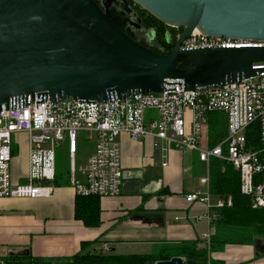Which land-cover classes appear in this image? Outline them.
Returning a JSON list of instances; mask_svg holds the SVG:
<instances>
[{"label":"water","instance_id":"1","mask_svg":"<svg viewBox=\"0 0 264 264\" xmlns=\"http://www.w3.org/2000/svg\"><path fill=\"white\" fill-rule=\"evenodd\" d=\"M130 1L163 25L183 30L168 53L155 54L133 41L123 29V14L104 11L95 0H0V108L25 107L29 98L122 100L160 94L171 82L185 90L221 87L261 73L253 65L264 63V47H180L194 30L264 43V0ZM184 58L188 69L178 67ZM254 248L264 252L259 240Z\"/></svg>","mask_w":264,"mask_h":264},{"label":"built area","instance_id":"2","mask_svg":"<svg viewBox=\"0 0 264 264\" xmlns=\"http://www.w3.org/2000/svg\"><path fill=\"white\" fill-rule=\"evenodd\" d=\"M261 48L264 43L208 37L193 32L180 49ZM261 71L256 77L221 87L185 90L171 82L160 94L134 95L122 100L84 102L48 98L28 101L25 107L0 108V199H43L52 192L56 172V154L62 147L67 153L68 183L76 196L116 198L123 184L118 138L133 141L151 139L177 150L195 152L206 166L199 180L203 191L185 196L188 204L201 203L211 208L230 206L216 199L211 206L208 166L218 160L230 164L239 177V191L250 199L252 209H264V63L253 65ZM225 116L226 135L214 146L203 145L208 116ZM247 133L252 135L248 142ZM28 139V173L24 183H13L10 173L13 137ZM93 141L92 153L78 165V140ZM165 167V164L162 165ZM82 180L78 181L77 177ZM208 215L207 219H210ZM211 234L203 236L208 250ZM110 250L103 247L100 253ZM210 252L206 264H210ZM0 264L4 262L0 259Z\"/></svg>","mask_w":264,"mask_h":264},{"label":"crops","instance_id":"3","mask_svg":"<svg viewBox=\"0 0 264 264\" xmlns=\"http://www.w3.org/2000/svg\"><path fill=\"white\" fill-rule=\"evenodd\" d=\"M209 118L204 132L207 140L202 146H210ZM118 143L123 184L118 197L98 199L100 224L96 228H85L74 218L76 194L63 174L66 150V166L57 165V185H52L50 197L0 199V259L4 264L24 258H68L78 253L84 242H96L91 251L100 253L107 247L116 255H144L138 252L143 246L150 254L159 244L184 241L204 248L203 236L213 233L212 218L207 219L212 217L213 208L207 211L201 203L184 201L186 195L204 189L199 180L207 169L196 153L163 142L154 145L148 138L133 141L123 135ZM11 150L12 181L24 183L28 173L27 136H14ZM80 154L78 149L76 161L83 165L90 155L83 158ZM77 180L82 179L78 176ZM215 203L216 198L211 197V206ZM259 241L264 248V242ZM209 259L217 264H264V252L256 251L254 245H227L221 252L210 253Z\"/></svg>","mask_w":264,"mask_h":264},{"label":"trees","instance_id":"4","mask_svg":"<svg viewBox=\"0 0 264 264\" xmlns=\"http://www.w3.org/2000/svg\"><path fill=\"white\" fill-rule=\"evenodd\" d=\"M130 3L131 1L128 0ZM144 12V11H143ZM147 15L145 28L152 30L154 42L141 46L150 49L158 55L168 53L174 43L175 33L167 39L166 26L152 16ZM182 30V29H181ZM180 69L189 68V60L184 58L178 62ZM208 137L210 146L221 142L226 135L225 116L220 113L209 115ZM252 135L247 133L248 142ZM56 162L55 178L52 185H57ZM209 191L213 198L230 200V206L212 209L211 226L213 233L209 240L208 250L198 248L196 242H181L178 244H159L150 254L144 255H116L89 250L96 242H84L80 245L78 253L71 257L58 260H39L24 258L14 264H156L171 258H181L184 264H206L208 252H221L227 245L253 246L256 240L264 236V209H252L250 199L239 191V177L230 164L212 160L208 166ZM63 174L68 178L67 167ZM74 218L82 222L85 228H96L100 224L99 202L96 197H80L74 199ZM210 264H217L212 263Z\"/></svg>","mask_w":264,"mask_h":264},{"label":"flooded vegetation","instance_id":"5","mask_svg":"<svg viewBox=\"0 0 264 264\" xmlns=\"http://www.w3.org/2000/svg\"><path fill=\"white\" fill-rule=\"evenodd\" d=\"M100 8L104 11L108 10L109 12L115 13L116 15L123 14V29L130 35L133 41L138 44L150 45L154 42L152 30H147L145 28V21L147 15L143 12L142 9L130 3L128 0H95ZM183 30H180L179 34L175 33V42L178 37L181 35ZM172 29L166 26V37L170 39Z\"/></svg>","mask_w":264,"mask_h":264},{"label":"rangeland","instance_id":"6","mask_svg":"<svg viewBox=\"0 0 264 264\" xmlns=\"http://www.w3.org/2000/svg\"><path fill=\"white\" fill-rule=\"evenodd\" d=\"M172 31L174 33H178L180 32L181 28H171ZM22 146L20 145L19 148H21ZM78 149L80 150V155L81 157H85V156H89L92 153V149H93V141H87L84 139H79L78 140ZM91 151V152H90ZM56 162L59 164L60 167H65L66 166V156H65V149L60 147L57 150V154H56ZM202 169V175L204 174V169L203 167H201ZM206 175V173H205ZM205 175L203 177H205ZM259 240H262L264 242V236L260 237ZM148 248L147 246H143L142 248H138V252H145L146 254L149 253V251H147Z\"/></svg>","mask_w":264,"mask_h":264},{"label":"bare ground","instance_id":"7","mask_svg":"<svg viewBox=\"0 0 264 264\" xmlns=\"http://www.w3.org/2000/svg\"><path fill=\"white\" fill-rule=\"evenodd\" d=\"M194 34H197V33H199L197 30H194V32H193Z\"/></svg>","mask_w":264,"mask_h":264}]
</instances>
